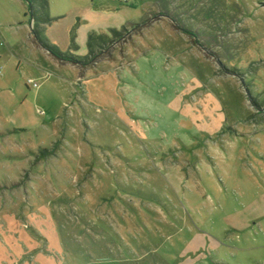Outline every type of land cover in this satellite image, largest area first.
Listing matches in <instances>:
<instances>
[{"label":"rangeland","instance_id":"1","mask_svg":"<svg viewBox=\"0 0 264 264\" xmlns=\"http://www.w3.org/2000/svg\"><path fill=\"white\" fill-rule=\"evenodd\" d=\"M49 14L43 36L78 58L104 33L97 60L59 63L31 52L30 2L0 0V264L209 257L184 219L251 233L247 260L264 264V0H50ZM148 55L167 85L135 67Z\"/></svg>","mask_w":264,"mask_h":264},{"label":"crops","instance_id":"2","mask_svg":"<svg viewBox=\"0 0 264 264\" xmlns=\"http://www.w3.org/2000/svg\"><path fill=\"white\" fill-rule=\"evenodd\" d=\"M132 21H130L131 23ZM48 30V25L46 26V30L45 32ZM93 33V32H91ZM90 33V34H91ZM97 34L100 33H104L103 30H98V32H94ZM89 34V35H90ZM31 45V52H48L49 54H51V52H49V50L39 46L38 44H36L35 42H30L29 43ZM34 48H38L41 51H34ZM52 55V54H51ZM158 60V59H157ZM34 63L40 65V61L39 60H33ZM152 61V63L154 64L153 66L149 67L150 62ZM59 63H61L58 60ZM156 58L148 55V56H144L142 59L138 60L135 63V67L136 64L140 65L143 69L146 70L147 74H148V78H147V85L149 86V89L153 88V86H163V85H167L165 84V80L167 79V75H165L166 77L162 80V78H159V80L157 78L156 73H158L157 71H159L160 69L156 67ZM42 66V65H40ZM141 68V69H142ZM78 69V68H77ZM106 69H102V71H104ZM103 72L97 73V74H102ZM161 73V72H159ZM92 74V73H91ZM78 75V74H77ZM158 75V74H157ZM87 77V76H86ZM169 78V77H168ZM151 87V88H150ZM158 88V87H157ZM148 89V92H150L151 90ZM86 93H87V89L85 88ZM142 92H144L145 90H141ZM87 98L89 97L88 94H86ZM86 98V99H87ZM127 127H131L133 130L134 128L130 125H128L126 123ZM137 136V134H136ZM169 199H171L168 196ZM186 201H188V198H185ZM181 200V198H180ZM223 220V230H228L229 226L232 227L235 230L238 229H242L240 227L246 225L245 220H236V219H221ZM168 223L173 224V219H167ZM193 224L192 227L193 229H190L194 231V237L196 236H205L204 234H208L209 237L212 239V241H210V243H213L212 248L209 250V257L204 255V250L203 249H198L196 251H189L184 250L181 254L182 257L181 259H179V261L176 264H250L251 260H247V256L250 252H252V247L254 246H260L257 243V240L255 237H253V235L251 233H247L246 231H244L241 235L237 234L235 242L237 241V243H235L234 241L230 242L226 239L227 234L226 233H220L217 232L215 234H210L208 231V229L206 228V226L203 227V224L205 225L207 223V221L205 219H184L183 221V225H187V224ZM231 228V229H232ZM183 228L180 227L179 229H177V231H175V233L177 234L178 232H180ZM234 231V230H233ZM264 235V234H263ZM229 239V238H228ZM234 242V243H233ZM158 247H154V249H152L154 252L157 251ZM231 255L232 257L230 258ZM161 258V262H163L162 264H173L170 261H168V258L165 257L164 255L160 254L159 256ZM232 259V261H231ZM159 261V262H160ZM247 261V262H246ZM161 264V263H160Z\"/></svg>","mask_w":264,"mask_h":264},{"label":"trees","instance_id":"3","mask_svg":"<svg viewBox=\"0 0 264 264\" xmlns=\"http://www.w3.org/2000/svg\"><path fill=\"white\" fill-rule=\"evenodd\" d=\"M30 2L31 12L33 17L36 18V25L34 27L35 38L37 42L43 47L49 50L60 62H73L78 66L82 67L85 64L97 60L100 51L95 50V45L101 44L102 35L97 33H91L88 39L89 54L85 58H78L76 56L70 55L60 49L57 44H51L44 36L46 27L41 26V22L50 23L54 17L49 14L50 0H28ZM71 36V45L70 48L77 50L79 45L75 40V30H73ZM117 37L122 34L121 31H116Z\"/></svg>","mask_w":264,"mask_h":264},{"label":"built area","instance_id":"4","mask_svg":"<svg viewBox=\"0 0 264 264\" xmlns=\"http://www.w3.org/2000/svg\"><path fill=\"white\" fill-rule=\"evenodd\" d=\"M121 1H128V0H121ZM27 83L33 86H40V82H38L37 80L33 79V78H28L27 79Z\"/></svg>","mask_w":264,"mask_h":264}]
</instances>
